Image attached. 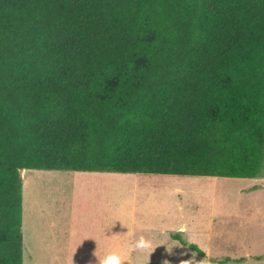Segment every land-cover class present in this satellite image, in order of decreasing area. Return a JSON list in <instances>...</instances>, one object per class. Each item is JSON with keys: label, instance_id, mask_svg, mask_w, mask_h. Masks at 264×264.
Wrapping results in <instances>:
<instances>
[{"label": "trees", "instance_id": "1", "mask_svg": "<svg viewBox=\"0 0 264 264\" xmlns=\"http://www.w3.org/2000/svg\"><path fill=\"white\" fill-rule=\"evenodd\" d=\"M20 169L260 177L264 0H0V264Z\"/></svg>", "mask_w": 264, "mask_h": 264}, {"label": "rangeland", "instance_id": "2", "mask_svg": "<svg viewBox=\"0 0 264 264\" xmlns=\"http://www.w3.org/2000/svg\"><path fill=\"white\" fill-rule=\"evenodd\" d=\"M253 180L27 170L24 264H99L113 252L122 264H264V187L246 190ZM141 238L150 247L136 248Z\"/></svg>", "mask_w": 264, "mask_h": 264}, {"label": "clouds", "instance_id": "3", "mask_svg": "<svg viewBox=\"0 0 264 264\" xmlns=\"http://www.w3.org/2000/svg\"><path fill=\"white\" fill-rule=\"evenodd\" d=\"M136 248H148L150 247V243L145 241L143 238L135 245ZM99 264H122L121 257L118 253H110L107 256H105Z\"/></svg>", "mask_w": 264, "mask_h": 264}, {"label": "crops", "instance_id": "4", "mask_svg": "<svg viewBox=\"0 0 264 264\" xmlns=\"http://www.w3.org/2000/svg\"><path fill=\"white\" fill-rule=\"evenodd\" d=\"M253 183L254 184H252L249 188H246V190L247 189L259 188V187H261V188L264 187V185H263L264 184V180H260L259 177L258 178H254Z\"/></svg>", "mask_w": 264, "mask_h": 264}, {"label": "water", "instance_id": "5", "mask_svg": "<svg viewBox=\"0 0 264 264\" xmlns=\"http://www.w3.org/2000/svg\"><path fill=\"white\" fill-rule=\"evenodd\" d=\"M25 169H20L19 171V177L20 179H23Z\"/></svg>", "mask_w": 264, "mask_h": 264}, {"label": "bare ground", "instance_id": "6", "mask_svg": "<svg viewBox=\"0 0 264 264\" xmlns=\"http://www.w3.org/2000/svg\"><path fill=\"white\" fill-rule=\"evenodd\" d=\"M25 171H26V170H25ZM25 171H24V172H25Z\"/></svg>", "mask_w": 264, "mask_h": 264}]
</instances>
